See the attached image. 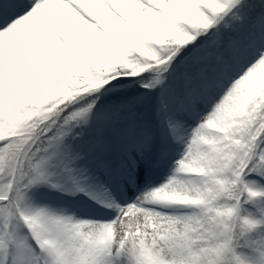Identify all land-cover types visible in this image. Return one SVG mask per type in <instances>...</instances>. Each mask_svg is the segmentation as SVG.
Instances as JSON below:
<instances>
[{
	"label": "snow or ice",
	"instance_id": "obj_1",
	"mask_svg": "<svg viewBox=\"0 0 264 264\" xmlns=\"http://www.w3.org/2000/svg\"><path fill=\"white\" fill-rule=\"evenodd\" d=\"M0 264H264V0H0Z\"/></svg>",
	"mask_w": 264,
	"mask_h": 264
}]
</instances>
